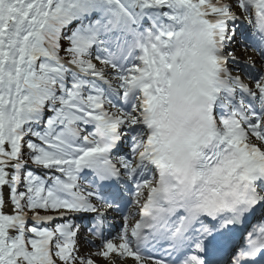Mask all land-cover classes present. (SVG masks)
Masks as SVG:
<instances>
[{
    "label": "snow or ice",
    "instance_id": "1",
    "mask_svg": "<svg viewBox=\"0 0 264 264\" xmlns=\"http://www.w3.org/2000/svg\"><path fill=\"white\" fill-rule=\"evenodd\" d=\"M129 258L264 264V0H0V264Z\"/></svg>",
    "mask_w": 264,
    "mask_h": 264
},
{
    "label": "rangeland",
    "instance_id": "2",
    "mask_svg": "<svg viewBox=\"0 0 264 264\" xmlns=\"http://www.w3.org/2000/svg\"><path fill=\"white\" fill-rule=\"evenodd\" d=\"M241 52H242V51H239V50H238V52H237V53H238V56L243 55ZM239 53H241V54H239ZM245 55H246V54H245ZM241 57H242V56H241ZM242 58H243V57H242ZM116 215H117V214H116L115 212H112V213L109 214V218H114V221H115L116 219H118V218L116 217ZM116 221H117V220H116ZM89 239H92V237L90 236Z\"/></svg>",
    "mask_w": 264,
    "mask_h": 264
},
{
    "label": "bare ground",
    "instance_id": "3",
    "mask_svg": "<svg viewBox=\"0 0 264 264\" xmlns=\"http://www.w3.org/2000/svg\"><path fill=\"white\" fill-rule=\"evenodd\" d=\"M250 53V52H249ZM249 53H247V54H249ZM121 217L120 216H118V220H117V222L119 223V224H116V228H118L119 229V227H120V223H121ZM119 226V227H118ZM129 264H132V261H131V259L129 258Z\"/></svg>",
    "mask_w": 264,
    "mask_h": 264
}]
</instances>
